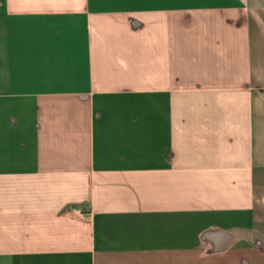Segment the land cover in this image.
Returning <instances> with one entry per match:
<instances>
[{"label": "crops", "instance_id": "crops-1", "mask_svg": "<svg viewBox=\"0 0 264 264\" xmlns=\"http://www.w3.org/2000/svg\"><path fill=\"white\" fill-rule=\"evenodd\" d=\"M0 264H264V0H0Z\"/></svg>", "mask_w": 264, "mask_h": 264}]
</instances>
